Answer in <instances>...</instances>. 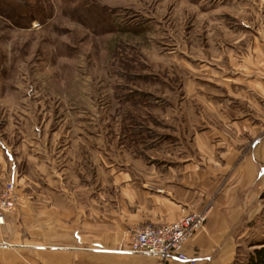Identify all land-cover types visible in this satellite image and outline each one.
Returning <instances> with one entry per match:
<instances>
[{"label":"crops","instance_id":"obj_1","mask_svg":"<svg viewBox=\"0 0 264 264\" xmlns=\"http://www.w3.org/2000/svg\"><path fill=\"white\" fill-rule=\"evenodd\" d=\"M235 3L208 55L216 87H188L187 115L171 117L163 143L143 127L152 141L136 167L118 171L107 145L61 147L0 128V180L15 182L17 200L0 224V264H243L264 213V0ZM198 210L207 218L185 243L187 259L125 249L132 225Z\"/></svg>","mask_w":264,"mask_h":264},{"label":"rangeland","instance_id":"obj_2","mask_svg":"<svg viewBox=\"0 0 264 264\" xmlns=\"http://www.w3.org/2000/svg\"><path fill=\"white\" fill-rule=\"evenodd\" d=\"M239 6L235 0H0L1 131L49 135L61 147L107 145L106 159L118 171L136 167L138 149L151 140L144 128L154 126L163 143L171 117L187 115L188 87H216L206 69L216 59L208 55H216L225 13ZM258 223L243 262L264 245V213Z\"/></svg>","mask_w":264,"mask_h":264},{"label":"built area","instance_id":"obj_3","mask_svg":"<svg viewBox=\"0 0 264 264\" xmlns=\"http://www.w3.org/2000/svg\"><path fill=\"white\" fill-rule=\"evenodd\" d=\"M15 188L13 180H0V224H4L8 213L17 208ZM206 218V211L198 210L165 223L136 224L129 230V246L125 249L158 256L162 261L172 253L181 259H187L185 243L204 227Z\"/></svg>","mask_w":264,"mask_h":264},{"label":"trees","instance_id":"obj_4","mask_svg":"<svg viewBox=\"0 0 264 264\" xmlns=\"http://www.w3.org/2000/svg\"><path fill=\"white\" fill-rule=\"evenodd\" d=\"M25 3V0H18ZM243 264H264V245L255 247Z\"/></svg>","mask_w":264,"mask_h":264},{"label":"snow or ice","instance_id":"obj_5","mask_svg":"<svg viewBox=\"0 0 264 264\" xmlns=\"http://www.w3.org/2000/svg\"><path fill=\"white\" fill-rule=\"evenodd\" d=\"M176 259H179V257H176Z\"/></svg>","mask_w":264,"mask_h":264}]
</instances>
